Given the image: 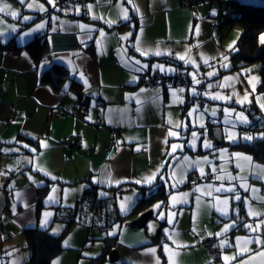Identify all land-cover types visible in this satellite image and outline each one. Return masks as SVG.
Here are the masks:
<instances>
[{
	"label": "crops",
	"instance_id": "crops-1",
	"mask_svg": "<svg viewBox=\"0 0 264 264\" xmlns=\"http://www.w3.org/2000/svg\"><path fill=\"white\" fill-rule=\"evenodd\" d=\"M225 1L189 5L182 0H89L82 8L53 7V0H0V6H8L0 13V264H31L26 231L36 226L51 230L57 221L65 224L48 208L54 206L46 200L51 193L59 192L62 204L66 195L78 202L94 184L99 196H114L122 213L149 186L156 191L149 204L115 221L114 234L104 236L98 255L107 256L99 264H264V243H245L257 238L264 242V179L257 178L264 161L232 146L247 141L243 137L229 139L223 133L219 146L210 127L203 129L209 130L208 138L186 137L187 126L192 130L197 124L194 115L203 112L194 102L219 101L212 97L223 93L215 89L222 82L210 87V77L202 81L201 69L217 63L220 72L233 70L231 50L222 46V29L230 18L223 8H230L233 17L238 8L233 0ZM40 33L48 51L37 61L27 45ZM157 51L162 54L154 55ZM57 63L68 71L59 85L46 77ZM177 70L188 74L187 88L173 80L145 84L151 76ZM80 94L90 97L89 109L73 112ZM112 127H122L123 133L114 136ZM194 161L200 163L194 166ZM238 163L249 165L253 178L245 186L257 191L240 187L244 181ZM208 174L214 175L211 180L202 178ZM222 184L235 186V193L214 191ZM236 193L239 200L233 198ZM155 200L160 207H152L154 215L145 227L128 224ZM124 201L130 205L126 211L121 210ZM45 213L50 214L46 225ZM170 213H175L172 223ZM229 224L234 226L223 232ZM114 248L119 252L116 261L109 258ZM58 253L51 264H75L58 260Z\"/></svg>",
	"mask_w": 264,
	"mask_h": 264
},
{
	"label": "rangeland",
	"instance_id": "rangeland-1",
	"mask_svg": "<svg viewBox=\"0 0 264 264\" xmlns=\"http://www.w3.org/2000/svg\"><path fill=\"white\" fill-rule=\"evenodd\" d=\"M53 4L58 6L57 0H53ZM226 4L227 2L225 1L224 5ZM223 9V12H225L226 16H230V18L229 21L224 25V29H222V33L225 35L223 37L222 46L227 48V51H230L232 48H234L239 39L241 26L239 23L232 21L233 14H231L230 8L224 7ZM222 18L223 16L220 15L219 20L221 22L223 21ZM259 40L264 42V30L260 32ZM224 58L225 55L221 57V59ZM218 62L220 64L222 61ZM260 64L261 62L259 60H255L252 63L242 67L241 70L233 69L227 72H220V70H217V63L214 65H209L207 69H201L200 75L203 77L202 81L207 80V77H210V80H212L209 81L210 87L216 86L218 82H222V86L215 88L218 89V92H223L221 94L222 99H219V101H205V104L203 103L204 105H202L199 101L194 102L193 105H197L196 107H199V109L203 112H199L197 118L194 112V118L197 124L194 125L192 130L189 128V126H187L186 137L199 136L201 139L203 137L208 138L210 133H207V131L209 130L207 128H205L207 131L203 129L204 127L211 126L213 127L211 129L213 133L217 128H220L222 134L224 133V135L227 136L231 134L233 138H242L244 136H252L254 138L255 136L263 134L264 128H249V125L252 124L254 117L250 115L248 111V106L253 105L264 112V89L260 88ZM192 70L193 72L197 71L195 68ZM214 70L219 71V73H216L217 71ZM208 73L215 74L209 76ZM213 112H215V115H213ZM257 114L258 112H256V116H258ZM238 115H242V117L246 118L247 123H244L238 119ZM208 117L212 118V120H209ZM210 122H212V124ZM190 133L192 135H189ZM221 147L222 148L218 149H225L224 146ZM224 163L228 165L229 161H225ZM238 164L240 176L250 181L253 177L252 174L249 173V165L240 166V163ZM52 190L57 191L56 188ZM50 197H52L51 200L49 199ZM60 198L61 195L59 192H57L56 195L51 193V195L46 198V200H48L49 203L53 202L54 206L50 205L48 208L54 209L55 211L57 204L75 208L77 207V199L70 201L69 195H66L65 203L62 204V202L59 201L61 200ZM110 203L114 204V199L111 197ZM118 203L119 202L117 201L116 206ZM128 204L127 201H124L125 208H129L128 206L130 205ZM156 205H159L158 200H155L151 203V208L154 206L156 207ZM83 210V215H85L88 210H86L85 207H83ZM114 224L115 222L104 229L101 226L91 227L87 224V222L75 223L71 228H69L68 232L66 233L67 235L63 238L64 249L58 253V260L66 261L72 259L74 260L75 264H83L84 262L87 263L91 257L102 252L105 246L104 236L107 234H114L112 228ZM64 225V222L57 221L53 227L54 229L51 230L54 232H61Z\"/></svg>",
	"mask_w": 264,
	"mask_h": 264
},
{
	"label": "trees",
	"instance_id": "trees-1",
	"mask_svg": "<svg viewBox=\"0 0 264 264\" xmlns=\"http://www.w3.org/2000/svg\"><path fill=\"white\" fill-rule=\"evenodd\" d=\"M233 2L237 3L238 8V13L233 17V22L240 24L241 32L237 43L230 51L232 61L230 69H239L255 60H259L261 62L260 88L264 89V42L259 40L260 32L264 30V3L240 2L239 0H233ZM27 46L35 60H41L48 51V43L45 34H38L28 43ZM67 72L65 65L57 63L49 69L46 73V77L53 80L56 85H59L61 78L65 77ZM55 75H57V77H54ZM248 111L250 115L254 117L249 128H264V112L253 105L248 106ZM256 112H258V116H256ZM209 120L212 119L209 118ZM210 123L212 124V122ZM212 128L213 127L211 126L210 129ZM232 146L242 147L251 152L255 159L264 161V133L255 136L250 141H236L232 143ZM151 188L152 186H149L148 189L143 190V194L127 213H122L117 209L113 195L99 196L98 185L96 184L85 188L82 196L77 202L76 208L56 205L55 218L65 221V228L63 231L60 233H53L49 229V226H36L26 231L29 246L31 247V264H51L53 256L64 248V235L73 223L87 222L91 227L101 226L107 228L116 220H125V218L131 216L137 207L149 204L153 198L152 195L156 192L155 190H149ZM110 197L114 199V204L110 203ZM83 207L88 210L85 215H83ZM113 237L115 236H110V238ZM105 239L107 240V245L111 247L112 245L109 243L110 241L107 238ZM106 256L107 253L94 256L91 258L90 264H99L106 258Z\"/></svg>",
	"mask_w": 264,
	"mask_h": 264
},
{
	"label": "snow or ice",
	"instance_id": "snow-or-ice-1",
	"mask_svg": "<svg viewBox=\"0 0 264 264\" xmlns=\"http://www.w3.org/2000/svg\"><path fill=\"white\" fill-rule=\"evenodd\" d=\"M20 2L23 4V3H25V0H20ZM49 2L51 3L52 0H49ZM130 2H131V0H129V3H130ZM27 7L32 8V4H30V3L27 4ZM53 7H55L54 4H53ZM7 8H8V6H7L6 4H5L4 6H0V13L5 12ZM40 10H43L42 6H41ZM9 14H10L11 16H13V17L18 16V13H16L15 11H10ZM123 18H124V19H127L128 17H127V16H124ZM23 19H24V20H28L29 17H23ZM39 27H43V25H39L38 28H39ZM80 27L83 29V28H85L86 26L81 25ZM25 35H27V33H26ZM101 36H103V33H102V32H101ZM137 50L139 51V48H137ZM153 54H154V55H161L162 53L159 52V51H157V52H155V53H153ZM180 59H184V57L181 56ZM225 59H226V58H225ZM136 63L138 64L139 61H136ZM205 63H207V61H205ZM144 67H147V65H144ZM158 67L160 68L161 71L164 70L163 66H158ZM214 74H215V73H208L209 76L214 75ZM82 75H83V74L81 73V76H82ZM197 83H199V81H197ZM66 87H67V85H66ZM212 98H213V99H221L222 97H219V96H213ZM190 115H191V113H190ZM213 115H215V112H213ZM238 119H240V120H241L242 122H244V123H247L246 118L242 117V115H238ZM169 135H174V133H171V132H170ZM194 135H195V134H194ZM243 138L246 139V140H249V141L253 139L252 136H244ZM229 139H233V137H232L231 134L229 135ZM203 146L206 147V148H210V147H211V145H210V144H207V143H205ZM25 147H26V146H25ZM171 148H172V151L175 152V151H176V148H177V145L173 144V145H171ZM33 151H35V150L33 149ZM185 159H187V158H185ZM246 159H248V158H246ZM204 162L207 163L208 161L205 159ZM29 163H31V161H29ZM199 163H200L199 161H194V162H193V165L195 166L196 164H199ZM202 174H203V173H202ZM154 175H155V174H153V176H154ZM253 175H257V174H256V173H253ZM217 178H218V179H222V177H219V176H218ZM257 178H258V179H264V169H260L259 174L257 175ZM151 179H152L151 177H149V178H145V182H149ZM229 179H235V178H234V177H230ZM240 179H241L242 181H244V183H242V184L240 185V187H243L245 191H253V192H254V191H257L256 189H252V188H249V187H246V186H245V185H246V178L241 177ZM136 183L139 184V183H141V181H136ZM196 190L199 191V188H197ZM214 191H216V192H232V193H235V186H231V187H228V188H224V187H223V184H222L221 187H219V188H215ZM208 194L210 195V194H211V191H209ZM233 198L236 199V200H239V199H240V196H239L238 193H236V194L234 195ZM49 199L51 200L52 197H50ZM172 199H173V200H176V197H172ZM197 200H199V197L197 198ZM180 202L183 203V202H186V201H180ZM227 203H228V199H225V200L223 201V204L227 205ZM173 206H175V205H173ZM156 207L159 208L160 205H156ZM121 210H122V211H126V210H127V209L125 208V206H124L123 203L121 204ZM221 214H222V215H227L228 213H227L226 211H221ZM250 214H251V213H250ZM44 215H45L44 225H46V223H47V219H46V218H47V216L50 215V214H49V213H45ZM174 215H175V213H170V215L168 216L167 219H168V222H169V223H172V222H173L172 218H173ZM160 218H161V219H164V216L161 214ZM44 225H42V226H44ZM233 226H234V224L225 225V227H224V229H223V232H227V231L229 230V228H230V227H233ZM245 227L249 228V230H251V231H255V229L252 227V225H248V224H246ZM166 231H167V230H166ZM238 240H239V238H238ZM250 242L264 243V242H261L258 238H257L255 241H245V243H250ZM166 250H167V249H166ZM153 251H154L153 249H149V252H153ZM260 255H264V252H261ZM224 259L227 261L229 258H228V257H225Z\"/></svg>",
	"mask_w": 264,
	"mask_h": 264
},
{
	"label": "built area",
	"instance_id": "built-area-1",
	"mask_svg": "<svg viewBox=\"0 0 264 264\" xmlns=\"http://www.w3.org/2000/svg\"><path fill=\"white\" fill-rule=\"evenodd\" d=\"M89 0H57V4L60 5V6H67V5H73V6H79V7H85L86 4L88 3ZM184 3L186 4H196V3H199V2H202L204 0H182ZM49 11H46L44 12V14H48ZM158 80H161V81H169V80H173L175 81V84L183 87V88H187L188 85H189V77H188V74L185 72V71H181V70H177L172 76L168 77L166 76L165 74H159V75H154V76H151L146 82L145 84L147 86H150V85H154L158 82ZM198 88H201L200 86H198ZM89 108V102L87 99H83L82 101H79L74 109H73V112H86ZM57 115H61L62 114V111H57L55 112ZM112 132H113V135L114 136H119L123 133V128L122 127H112L111 128ZM65 143H69L70 145L73 144L72 141L70 140H67L65 141ZM213 174H208V175H205L204 177H202L203 179L205 180H211L213 178ZM1 229L3 231L6 230V226H2ZM207 243L210 242L209 240L206 241ZM212 252L214 254H218L219 253V249L216 248V247H213L212 248Z\"/></svg>",
	"mask_w": 264,
	"mask_h": 264
},
{
	"label": "water",
	"instance_id": "water-1",
	"mask_svg": "<svg viewBox=\"0 0 264 264\" xmlns=\"http://www.w3.org/2000/svg\"><path fill=\"white\" fill-rule=\"evenodd\" d=\"M173 75V74H172ZM172 75H166L168 77L172 76ZM83 99H87L88 102H90V97L86 96L84 94H80L79 95V101H82ZM78 101V102H79ZM89 109V108H88ZM215 134V144L216 145H221L223 143V135H222V131L220 128H217L214 131ZM154 215V209L153 208H149L148 210L144 211L141 215H139V217L133 219L132 221H129L128 224L129 225H135L139 228H143L147 225L149 219ZM109 258L112 261H116L119 258V252L117 249H112L109 253Z\"/></svg>",
	"mask_w": 264,
	"mask_h": 264
}]
</instances>
